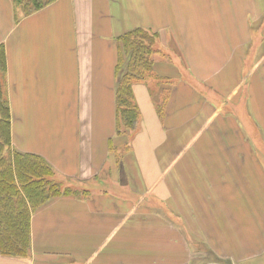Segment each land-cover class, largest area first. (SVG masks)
Masks as SVG:
<instances>
[{
	"label": "crops",
	"instance_id": "0c3cea01",
	"mask_svg": "<svg viewBox=\"0 0 264 264\" xmlns=\"http://www.w3.org/2000/svg\"><path fill=\"white\" fill-rule=\"evenodd\" d=\"M156 37L118 135L121 37ZM13 147L85 196L32 214L0 264H264V0H0ZM127 136V137H126ZM126 138L119 148L116 140Z\"/></svg>",
	"mask_w": 264,
	"mask_h": 264
},
{
	"label": "trees",
	"instance_id": "16d2710c",
	"mask_svg": "<svg viewBox=\"0 0 264 264\" xmlns=\"http://www.w3.org/2000/svg\"><path fill=\"white\" fill-rule=\"evenodd\" d=\"M54 0H13L19 17L40 10ZM154 34L138 29L121 37L117 64L116 103L118 135L133 132L139 119L133 85L153 77ZM155 42V41H154ZM6 57L0 45V252L26 258L31 249V218L51 198L80 194L53 179L54 170L36 154L22 153L12 144L11 109L6 90ZM85 194V193H83Z\"/></svg>",
	"mask_w": 264,
	"mask_h": 264
},
{
	"label": "rangeland",
	"instance_id": "374dc122",
	"mask_svg": "<svg viewBox=\"0 0 264 264\" xmlns=\"http://www.w3.org/2000/svg\"><path fill=\"white\" fill-rule=\"evenodd\" d=\"M21 14H22V13L18 12V15H19V16H20ZM154 41H155V42H154ZM152 42H153V47L155 48L156 40H153ZM155 53H156V52H155ZM155 53H152V54H151L152 62H154V59H155L154 54H155ZM127 132H128L127 135H131V134H132L131 131H127ZM126 137H127V136H126ZM125 139H126V138L124 137V138H122V139H117V140H116L117 144L119 145L118 147L121 148V150H125V148H126V144L123 145V142L126 141ZM53 179H54L55 181L58 182V180H57L58 178H57V174H56V173H54ZM63 183H64V184H62V187H63V188H65V187H72V189L76 190V191L80 194V196H85V195L89 194V190L86 189V188H83L82 186H80V183L77 182V181L64 179V180H63ZM83 193H85V194H83Z\"/></svg>",
	"mask_w": 264,
	"mask_h": 264
}]
</instances>
